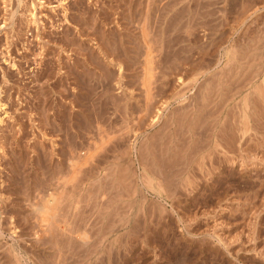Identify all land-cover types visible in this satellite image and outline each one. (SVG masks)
<instances>
[{
	"label": "rangeland",
	"instance_id": "rangeland-1",
	"mask_svg": "<svg viewBox=\"0 0 264 264\" xmlns=\"http://www.w3.org/2000/svg\"><path fill=\"white\" fill-rule=\"evenodd\" d=\"M1 104L0 264H264V0H0Z\"/></svg>",
	"mask_w": 264,
	"mask_h": 264
},
{
	"label": "bare ground",
	"instance_id": "bare-ground-1",
	"mask_svg": "<svg viewBox=\"0 0 264 264\" xmlns=\"http://www.w3.org/2000/svg\"><path fill=\"white\" fill-rule=\"evenodd\" d=\"M150 48V47H149ZM151 49H153V48H151ZM149 51H150V49H149ZM152 51V50H151ZM151 51L150 52H147V55H146V77L147 78H151V77H153L154 75H153V73H154V69L155 68H153V66H152V64H153V57H154V55H152V53H151ZM154 52V51H153ZM149 76V77H148ZM145 77V78H146ZM146 81H147V79H145ZM148 82H150V81H148ZM146 83V82H145ZM148 84V83H147ZM149 85V84H148ZM151 86V85H150ZM149 87V86H148ZM5 109H6V106H5V104H1L0 105V110L1 111H4V112H6L5 111ZM3 119L1 118V116H0V121H2ZM82 160V159H81ZM76 164V163H75ZM79 164V163H78ZM74 165V164H73ZM53 197V196H52ZM55 201V199H47L46 201H44V203L40 206V207H38V209H39V212L42 214V220H44V221H47V220H49V215L51 214L50 213V210H51V207H52V203ZM55 215V214H54ZM51 216V215H50ZM51 218V217H50ZM50 223V222H49Z\"/></svg>",
	"mask_w": 264,
	"mask_h": 264
}]
</instances>
